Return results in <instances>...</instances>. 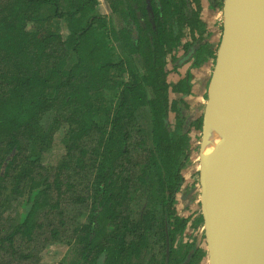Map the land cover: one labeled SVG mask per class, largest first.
I'll return each instance as SVG.
<instances>
[{
	"label": "trees",
	"instance_id": "1",
	"mask_svg": "<svg viewBox=\"0 0 264 264\" xmlns=\"http://www.w3.org/2000/svg\"><path fill=\"white\" fill-rule=\"evenodd\" d=\"M105 2L0 0V264H41L53 245L60 264L207 257L184 242L203 218L178 199L203 118L192 74L169 82L170 61L215 65L201 0Z\"/></svg>",
	"mask_w": 264,
	"mask_h": 264
},
{
	"label": "water",
	"instance_id": "2",
	"mask_svg": "<svg viewBox=\"0 0 264 264\" xmlns=\"http://www.w3.org/2000/svg\"><path fill=\"white\" fill-rule=\"evenodd\" d=\"M199 145L208 264L264 262V0H224ZM225 68L226 90L211 98ZM216 112L207 121L209 108ZM168 256L170 238L168 236ZM194 251L184 264H189Z\"/></svg>",
	"mask_w": 264,
	"mask_h": 264
},
{
	"label": "rangeland",
	"instance_id": "3",
	"mask_svg": "<svg viewBox=\"0 0 264 264\" xmlns=\"http://www.w3.org/2000/svg\"><path fill=\"white\" fill-rule=\"evenodd\" d=\"M101 2V8H102V12L107 10V4L105 2V0H99ZM221 17H222V12H220ZM220 19H218L217 22H219ZM223 22V19H222ZM221 25L218 27V31H220V36L222 38V23H220ZM221 41V40H220ZM220 44V43H219ZM215 67V65H214ZM214 67L212 69V74H211V78L214 72ZM210 78V81H211ZM210 81L208 84V88H207V93L205 96H203L202 94L199 95H195L193 96L192 93V97H189L188 101L191 103V106L193 109L190 110V117L194 120L199 119V118H204L205 115V111H206V107H207V103H208V91H209V85H210ZM49 122L48 118L45 119V123ZM201 135L202 132L194 130L193 131V138L197 140V142L201 141ZM54 154L50 157V159H47V163H54V159L55 157H53ZM199 169H200V161H199V147L198 150L195 151V153L192 156V163L191 165L188 167V169L185 171V176H186V186L187 187V192H189L188 196H182L180 198V204H179V208H181V206H183V211L184 207L187 211L191 210L192 208L195 209V214L197 216H201V204H200V190H199ZM186 198V199H184ZM14 209H12L9 213H8V218H12L13 216H15L14 213ZM186 213V212H185ZM184 213V214H185ZM203 225H201L198 230L194 231L192 229V227H189V229L186 231L185 236H184V242H188V241H193L194 239L197 238L198 240V244L200 246V248L204 249L205 251L207 250L206 247V239H205V235L202 231ZM196 237V238H195ZM156 250V254L158 253L157 249H152L150 252H148V254L153 255V251ZM67 247L64 245H53L49 248H47L41 255V264H60L62 259L67 255ZM201 264H208V259L207 257L203 260V262Z\"/></svg>",
	"mask_w": 264,
	"mask_h": 264
},
{
	"label": "crops",
	"instance_id": "4",
	"mask_svg": "<svg viewBox=\"0 0 264 264\" xmlns=\"http://www.w3.org/2000/svg\"><path fill=\"white\" fill-rule=\"evenodd\" d=\"M201 3H202V8H203L202 20L207 24L209 32L212 34L211 44H213L214 46H218L221 40V36H220L221 34H220V31H218L219 29L218 27L221 25L220 23H222L221 14L220 12L213 10L209 0H201ZM218 19H220L219 22H217ZM182 56H184V53H183V50H180V52L178 53V56L176 57L179 58ZM169 67L171 70V74L169 76V82L171 84H176L181 79L185 78L186 75L190 72L193 76V80H192L193 96L199 95V94H202L203 96L206 95L208 84H209L211 74H212V69L214 67V63L212 61L205 64L202 68H199V69H193L191 68V64H186L178 68L177 70H175V66L172 64L171 61L169 63ZM188 99L189 97L186 98V101L189 103L191 109H193ZM194 212H195V209L192 208L191 210L186 211L184 216L186 218H189V217H193V219L197 218V215Z\"/></svg>",
	"mask_w": 264,
	"mask_h": 264
},
{
	"label": "bare ground",
	"instance_id": "5",
	"mask_svg": "<svg viewBox=\"0 0 264 264\" xmlns=\"http://www.w3.org/2000/svg\"><path fill=\"white\" fill-rule=\"evenodd\" d=\"M226 70L225 68H222L221 72L219 74L216 75L213 83L211 82V98L213 100H217V98L219 97L220 93L223 92L224 90H226V88L228 87L227 81H226ZM217 105L215 104V106L213 108H209L206 118L207 121L210 120L211 116L216 112L217 110ZM260 264H264V262H261Z\"/></svg>",
	"mask_w": 264,
	"mask_h": 264
},
{
	"label": "flooded vegetation",
	"instance_id": "6",
	"mask_svg": "<svg viewBox=\"0 0 264 264\" xmlns=\"http://www.w3.org/2000/svg\"><path fill=\"white\" fill-rule=\"evenodd\" d=\"M192 136H193V133H192ZM188 169V168H187ZM186 171V170H185ZM185 171L183 172V175H184V178H185V184H184V186H183V191H182V193L181 194H179L178 195V199H179V204H180V198L182 197V196H185V195H187L188 196V194H189V192H187V187L188 186H186V176H185ZM183 206H181V208H180V210L182 211V213H185L186 212V209H185V207H184V210H185V212L183 211ZM187 211H189L188 209H187ZM201 215V214H200ZM199 216H197V218H198ZM189 227H191V223H190V225H189ZM199 231V230H198ZM196 238V237H195ZM183 240H184V238H183ZM188 242H193V241H188ZM191 254V253H190ZM190 256V255H189ZM186 262V261H185ZM184 262V263H185Z\"/></svg>",
	"mask_w": 264,
	"mask_h": 264
},
{
	"label": "clouds",
	"instance_id": "7",
	"mask_svg": "<svg viewBox=\"0 0 264 264\" xmlns=\"http://www.w3.org/2000/svg\"><path fill=\"white\" fill-rule=\"evenodd\" d=\"M201 216H202V214H201Z\"/></svg>",
	"mask_w": 264,
	"mask_h": 264
}]
</instances>
